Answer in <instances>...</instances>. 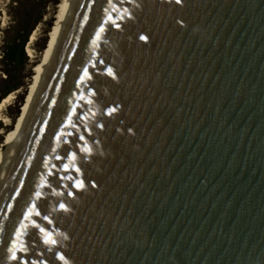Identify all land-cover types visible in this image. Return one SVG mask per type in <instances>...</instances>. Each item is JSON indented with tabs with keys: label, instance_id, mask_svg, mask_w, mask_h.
Instances as JSON below:
<instances>
[{
	"label": "water",
	"instance_id": "95a60500",
	"mask_svg": "<svg viewBox=\"0 0 264 264\" xmlns=\"http://www.w3.org/2000/svg\"><path fill=\"white\" fill-rule=\"evenodd\" d=\"M85 68L92 79L77 87ZM69 116L76 128L64 127ZM64 132L74 135L57 141ZM84 147L92 155L81 162ZM69 151L80 192L58 179L76 175L57 171ZM33 204L55 246L24 220ZM21 223L27 251L12 261ZM57 255L264 264V0L78 1L0 193V264H62Z\"/></svg>",
	"mask_w": 264,
	"mask_h": 264
},
{
	"label": "rangeland",
	"instance_id": "374dc122",
	"mask_svg": "<svg viewBox=\"0 0 264 264\" xmlns=\"http://www.w3.org/2000/svg\"><path fill=\"white\" fill-rule=\"evenodd\" d=\"M62 3L63 0H0V98L6 90L9 91L8 95L12 92L18 93L12 105L5 111L6 117L11 121L10 126L0 121V147L13 130L12 125L21 112L30 86L35 81L42 53L49 41L48 35L55 26ZM35 30H38V36L31 46L34 50L32 58L28 55L27 47ZM27 34H29V41L25 47L27 62L23 65L20 62L8 69L7 64L2 61L3 55L14 45L17 46ZM6 70L11 71L8 80L5 79Z\"/></svg>",
	"mask_w": 264,
	"mask_h": 264
},
{
	"label": "snow or ice",
	"instance_id": "6c2138e0",
	"mask_svg": "<svg viewBox=\"0 0 264 264\" xmlns=\"http://www.w3.org/2000/svg\"><path fill=\"white\" fill-rule=\"evenodd\" d=\"M109 4L112 3V0H108ZM128 3H132L133 0H127ZM169 3L173 2V0H168ZM174 2L176 4H181L182 3V0H174ZM124 17H121V19H123ZM129 19H131V16H128ZM111 22V24L116 27L117 29H119L120 27V24L117 22L116 19H114L113 17L111 16H108L107 19L104 21V24H107ZM106 31L105 27L103 25H101L97 35H96V40L93 41V44L95 45L98 41L101 40V34L104 33ZM141 40H147V38L145 36H141L140 37ZM93 67H95V65H93ZM106 74L111 77L112 79H116V75L113 73V70L111 68H107L106 70ZM85 78H87V80H91L92 79V76L90 75L89 71L87 68L84 69V72H83V76L80 78V82L78 83L77 87L80 86V84H85V86L87 87L86 85V82H85ZM89 94L90 95H95V92L89 90ZM81 99L83 100L84 97L81 96ZM89 105H91L93 103V101L91 99L87 100L86 101ZM117 111V109L113 108V109H109L108 112L106 113L107 115L111 116L113 115L115 112ZM73 115H78L77 113H75V111H73ZM93 115H95V113H93ZM80 118V117H78ZM65 128H76L77 125H76V122L72 119L71 116H69L67 118V122L65 123L64 125ZM97 127H99L101 130H103V128L105 127L104 124H99L97 125ZM85 131L87 132V134L89 136L92 135V132L88 129H85ZM64 135H67L69 137L73 136L74 134L72 132H64V133H61L60 135H58L56 137L57 141H59L62 136ZM79 142H85V137L84 135H79L77 136L76 138ZM66 144H74L76 143V141H65ZM77 147H79V144H76ZM82 153L83 155L80 157V160L81 162L84 161V159L86 157H90L92 155V149L91 148H88V147H84L82 149ZM56 159L57 160H62V159H67L68 161H70V163H64L62 168H58L57 171H63L65 173L67 172H74L76 175L75 176H59L58 179L63 181V180H69L71 181V184H70V187L75 189L77 192H80V191H83L86 187L85 185V182L81 179H79V177L81 175H83L82 171H81V168L79 166H77V162H78V156H77V153L75 151H69L66 153V156H61V155H57L56 156ZM54 168L56 166H53ZM48 175L49 176H52L54 175V172L52 171H49L48 172ZM42 187H45L47 185H44L42 184L41 185ZM93 188L96 187L95 184H92L91 185ZM61 187H64V185H61ZM58 194V193H57ZM68 196H72L74 197V193L72 191H68ZM36 196L37 198H41V193L40 192H37L36 193ZM60 207V210L64 211V212H69L70 209L69 207H67L65 204L61 203L59 205ZM32 217H41V212L38 210L37 208V205L36 204H33L31 205L27 212L25 213L24 215V220L26 221H29V224L37 229V233L38 235L41 236V242L48 246V247H52V246H55L56 245V241L52 238V235L47 231V229L45 227H42L40 226L38 223H36L35 220L32 219ZM42 219L46 220L48 224H51L52 221L51 220H48V218L46 216L42 217ZM27 227L28 225H25L23 223L20 224L19 228H17L16 230V233H15V239L12 241L11 243V247L8 248V251L11 253V260L12 261H17L18 260V256H17V251H20V252H26L27 249L26 247L24 246V243L22 241V237H24L25 235H27ZM23 229V231L21 230ZM18 242H19V246H18ZM58 260H60L62 262V264H68V261L65 259V256L64 255H57L56 257ZM19 264H29L28 261H24V260H20L19 261ZM31 264H36V261H31Z\"/></svg>",
	"mask_w": 264,
	"mask_h": 264
},
{
	"label": "bare ground",
	"instance_id": "6f19581e",
	"mask_svg": "<svg viewBox=\"0 0 264 264\" xmlns=\"http://www.w3.org/2000/svg\"><path fill=\"white\" fill-rule=\"evenodd\" d=\"M78 1L79 0H63L61 11L57 15L55 26L48 35L49 41L47 43V47L42 53L41 64L38 66V73L35 81L30 86L26 101L21 108V112L12 125L13 130L7 136V141L0 147V193L2 191L4 176L13 161L16 150L26 130V126L33 114L42 87L46 82L47 76L55 59L61 39L71 20V17L74 14ZM37 36L38 30H35L34 33H32L27 47L28 55L32 58H34V50L31 49V46L37 40ZM17 94L18 93L15 92L10 93L0 104V121L6 123V126H10L11 121L8 117H6L5 111L12 105Z\"/></svg>",
	"mask_w": 264,
	"mask_h": 264
},
{
	"label": "trees",
	"instance_id": "16d2710c",
	"mask_svg": "<svg viewBox=\"0 0 264 264\" xmlns=\"http://www.w3.org/2000/svg\"><path fill=\"white\" fill-rule=\"evenodd\" d=\"M28 39L29 34H27L23 39H21L17 46L14 45L10 49H8L5 55H3L2 61L7 64L8 69L17 66L18 64H20V62L22 65L27 62L25 47L29 41ZM4 74L6 80L10 79L11 71L6 70L4 71ZM14 88H16L17 90V86H15ZM8 92V90L3 92L0 98V103L8 95Z\"/></svg>",
	"mask_w": 264,
	"mask_h": 264
}]
</instances>
